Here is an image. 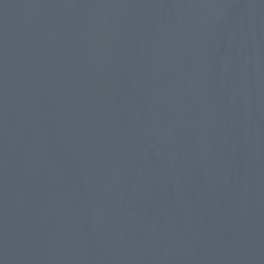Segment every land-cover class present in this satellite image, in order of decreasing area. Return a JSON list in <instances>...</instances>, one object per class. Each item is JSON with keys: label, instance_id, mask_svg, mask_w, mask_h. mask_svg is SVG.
Masks as SVG:
<instances>
[{"label": "water", "instance_id": "95a60500", "mask_svg": "<svg viewBox=\"0 0 264 264\" xmlns=\"http://www.w3.org/2000/svg\"><path fill=\"white\" fill-rule=\"evenodd\" d=\"M0 264H264V0H0Z\"/></svg>", "mask_w": 264, "mask_h": 264}]
</instances>
